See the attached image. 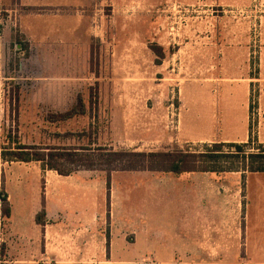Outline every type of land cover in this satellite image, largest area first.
<instances>
[{
  "label": "rangeland",
  "instance_id": "374dc122",
  "mask_svg": "<svg viewBox=\"0 0 264 264\" xmlns=\"http://www.w3.org/2000/svg\"><path fill=\"white\" fill-rule=\"evenodd\" d=\"M65 1L66 6L59 8H22L23 13L37 15L35 37L30 38L9 24L0 0V189L14 200L16 228L30 231L32 243L26 249L30 245L17 242L11 253L9 228L0 224L6 258L28 261L6 264H152L151 255L136 254L139 244L133 243L130 225L137 217L132 213L137 203L131 207V199L142 194L140 189L132 192L133 180L153 179L148 172H116L108 177L104 171L77 170L75 175L96 181L92 183L96 190L82 196L62 188L71 177H59L38 162L4 161L1 147L10 133L26 145L42 148L197 153L205 145L232 138L239 144L250 141L244 150L255 152L264 144V0ZM67 113L72 116L64 119ZM180 113L185 136H200L205 142L181 139ZM65 133L84 135L78 141L73 136L55 137ZM224 165L239 164L233 158ZM196 176L187 182L192 189L182 196L170 183L178 182L179 176L146 184L139 197L143 201L136 205L138 219L144 225L146 210L161 202L157 193H164L172 213L177 204L180 217L183 213V219L194 221L193 209L200 204L195 188L202 185L205 242L219 236L218 244H225L229 215L241 196L236 190L245 175L220 174L213 181ZM106 177L109 186L99 194L97 183ZM79 197L84 208L89 198L96 202L107 231L105 248L99 247V238H77L80 234H71L70 225L58 231L51 219L42 226L34 222L47 202L54 201L55 206L58 200L70 203L69 209L61 205L58 218L77 219ZM122 204L126 212H121ZM184 256L231 263L235 255ZM180 257L175 255L173 262L179 263ZM236 257L240 261L243 255Z\"/></svg>",
  "mask_w": 264,
  "mask_h": 264
},
{
  "label": "crops",
  "instance_id": "0c3cea01",
  "mask_svg": "<svg viewBox=\"0 0 264 264\" xmlns=\"http://www.w3.org/2000/svg\"><path fill=\"white\" fill-rule=\"evenodd\" d=\"M2 3L4 4L5 8L4 11L8 14V20L9 24H11L13 27L17 26L21 33H25L29 35L30 38L35 37V27L37 22V15L32 13H23L22 8L24 9H30L28 11H31V9H36L43 6H50L54 8H59L60 6H66V1L61 4L60 0H2ZM184 113V112H183ZM182 113V114H183ZM182 114H179L178 120H177V130L178 134L181 136V139L185 142H191V143H201L205 142L206 140L201 139L200 136L197 137H189L185 136V132L182 127ZM193 122L195 123V119L193 118ZM245 128V125H244ZM187 135V134H186ZM221 143H236L235 140L232 138H227V140H223ZM239 144V143H238ZM241 144V143H240ZM51 172V171H48ZM150 179H147V181L143 180H133L132 183V192H134L137 189H140V192L142 191V194H145L143 192L144 186L148 183H152V181H162L165 179H170L169 174L164 175H157L153 173H149ZM201 176H208L210 180H214V178L217 175L208 173V172H195V173H188V174H182L179 176L178 182H170L173 184L178 190H176V193L179 192V196H182L185 192L187 193L189 189H192V186H189L193 178H197L196 175ZM232 174H244L245 181L242 185H240L236 191L237 193L240 192V198L236 202V204H233V213L229 215L228 223L230 225L227 226V241L225 244H218V238H212V242H205L206 235L204 234V225H203V206L202 203H204V197H203V190L204 188L202 185L196 184V196L198 197L197 201H200V204H196L193 212L196 213V218L193 221L192 217L191 219H183V213L181 214V217L179 215V212L177 211L178 207L177 204H175V208L172 213L171 211V205L165 194L163 193V196L160 195V193H157L161 199V202L155 205H152L150 209H147L146 212H149L146 216V229H143L144 226L142 223L143 221L141 219H138V215L140 212L139 208L136 206L138 204H141V198L142 194L139 197H134L131 199V207L134 205V208L132 210L133 215H137V217H133L130 221L131 225V234L133 236L134 244H139V246L136 248L135 252L136 254H144L147 253L151 255L152 257V264H264V172H231V173H225L221 175H232ZM59 176V175H58ZM64 178H72L71 181H68L69 183L67 185H64L62 188L65 190H68L67 193H71L70 188L74 189L77 194H81L84 196L90 195L91 190L94 188L96 190L95 185H93L96 181H87L82 177L81 175H69V176H59ZM143 178V177H142ZM183 178V179H182ZM191 180V181H190ZM99 194H101L102 191H106V181L99 179ZM185 183H180V182ZM93 183V184H92ZM154 183V182H153ZM161 184V182H158ZM163 183V182H162ZM215 183V182H214ZM111 185L114 186V183L111 182ZM119 185V184H118ZM217 185V184H216ZM71 186V187H70ZM113 186H110L112 188ZM152 186V185H151ZM220 186V185H219ZM218 186V187H219ZM174 188V187H173ZM220 188V187H219ZM54 190V189H53ZM90 190V191H89ZM220 190V189H219ZM61 187H58V192L60 194ZM154 192V191H153ZM220 192V191H219ZM7 199L11 206V217L9 220V236L11 237V241H13L14 246L12 247L10 244L9 249L10 252H13V248L15 249L16 243L21 242V244L24 245H30L27 246L26 249H31V242L28 241V238L30 237V231H25L22 228H16L17 222H18V215L15 213V209L13 206L15 205L14 200L10 198V194L7 193ZM74 193V191H73ZM185 193V195H186ZM75 194V193H74ZM98 194V193H95ZM156 194V195H157ZM76 195V194H75ZM178 195V194H177ZM158 198L157 196H155ZM139 198V199H137ZM78 199V205H76L78 210L76 212H79V216L77 219H73L72 221L64 222L63 220H60L58 217H60V208L61 205L69 209L70 203L61 204V201H57L54 206V201L50 202V204L47 202V205L43 207L42 210L39 211L43 212V224H38L36 220L34 219V222L37 225H45L47 220H53L55 227L58 231H61L62 228L67 227L70 225L72 228L70 230H73L71 234L79 235L77 238H99V247L105 248L106 245V226L102 227V215L99 214V211H97V204L96 202H92L90 200L87 202V208H84V200L82 197L77 198ZM180 201H183L182 199H179ZM212 201V199H211ZM36 204V203H35ZM34 205V204H33ZM110 209V224L112 229L114 228V214H115V208H113V200ZM125 207L129 206L124 204ZM122 204V211L126 212V208ZM86 206V205H85ZM93 206V207H92ZM140 206V205H139ZM182 212L185 213L184 206H189L188 199L184 203ZM56 207V210H55ZM100 207V206H99ZM63 208V207H62ZM65 208V210H66ZM101 208V207H100ZM85 210V212H84ZM116 211H120L119 209ZM85 213L87 215H85ZM138 213V214H137ZM38 214V213H37ZM201 214V215H200ZM117 215V214H116ZM48 216V217H46ZM186 217V215H185ZM46 220V221H45ZM230 221V222H229ZM107 222V221H106ZM127 224H129L126 221ZM142 226V227H141ZM110 227V228H111ZM116 228V225H115ZM112 229H110L112 231ZM221 227L218 228L220 230ZM33 236L34 234L31 233ZM47 237V230L45 233V236ZM25 239H27V243L25 242ZM141 240V242H140ZM207 240V238H206ZM208 241V240H207ZM20 244V243H19ZM141 244V245H140ZM142 247V252H141ZM16 253V252H15ZM231 254L235 255L233 258V262L231 263H221L219 261H201L199 258L191 257L188 258L184 256L182 258V255H198V254ZM180 255L181 261L179 263L173 262V257L175 255ZM236 255H243V258L239 261V258L236 257ZM4 262L5 264L9 262L13 263H19V262H25L26 260L24 258H18L14 257ZM238 259V260H237ZM28 262V261H26Z\"/></svg>",
  "mask_w": 264,
  "mask_h": 264
},
{
  "label": "trees",
  "instance_id": "16d2710c",
  "mask_svg": "<svg viewBox=\"0 0 264 264\" xmlns=\"http://www.w3.org/2000/svg\"><path fill=\"white\" fill-rule=\"evenodd\" d=\"M16 89L19 88L16 86ZM71 116L72 113H67L64 119ZM83 135L65 133L55 134V137L73 136L78 141ZM5 140L6 145L1 147L4 161L38 162L43 168L53 170L61 176L72 175L80 169L104 171L108 177L116 172H149L172 176L195 172H208L214 175L231 172H264V144H259L255 152H247L244 148L250 143L249 140L241 144L216 142L205 145V150L197 153L186 149L159 152L115 151L102 147L90 149L81 145L78 148H42L37 145H26L10 133ZM225 147L227 150L223 151ZM232 149H235V152L231 151ZM233 158L237 159L238 166L224 165ZM108 177H106L107 186H109ZM43 215V212L36 214L35 220L38 224L44 223ZM10 217L11 206L7 194L0 189V224L3 229L8 227ZM6 260L5 245L1 244L0 264Z\"/></svg>",
  "mask_w": 264,
  "mask_h": 264
},
{
  "label": "water",
  "instance_id": "95a60500",
  "mask_svg": "<svg viewBox=\"0 0 264 264\" xmlns=\"http://www.w3.org/2000/svg\"><path fill=\"white\" fill-rule=\"evenodd\" d=\"M17 46H19V45H17Z\"/></svg>",
  "mask_w": 264,
  "mask_h": 264
}]
</instances>
